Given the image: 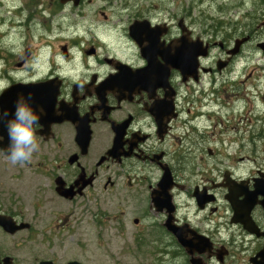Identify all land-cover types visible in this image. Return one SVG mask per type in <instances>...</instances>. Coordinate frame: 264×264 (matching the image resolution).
<instances>
[{
	"label": "flooded vegetation",
	"instance_id": "1",
	"mask_svg": "<svg viewBox=\"0 0 264 264\" xmlns=\"http://www.w3.org/2000/svg\"><path fill=\"white\" fill-rule=\"evenodd\" d=\"M149 7L143 0H12L6 34L1 9L0 109L11 113L17 97L30 94L42 111L40 149L29 164L8 163L0 122V264H22L21 250L39 235L50 242L78 235L68 218H57L65 205L75 216L91 213L97 236L106 235L99 227L109 231L140 264H163L169 254L192 264L179 242L197 238L202 251L193 256L201 264H227L234 247L252 264L263 248L264 236L233 221L228 200L230 188L238 201L243 190L258 191L247 223L264 233V164L250 163L264 131L249 130L245 144L227 134L235 129L228 121L253 110L242 104L257 84L236 73L252 35L233 54L244 33L219 36L193 10ZM197 44L207 48L198 59L189 52ZM170 47L172 63L161 55ZM37 257L32 264H84Z\"/></svg>",
	"mask_w": 264,
	"mask_h": 264
},
{
	"label": "rangeland",
	"instance_id": "2",
	"mask_svg": "<svg viewBox=\"0 0 264 264\" xmlns=\"http://www.w3.org/2000/svg\"><path fill=\"white\" fill-rule=\"evenodd\" d=\"M143 3L150 5L148 9H153V5H159L164 10L169 7L171 10H193L196 21H206L211 24L213 33H218L219 36L224 35L227 31L233 33L232 30H237L240 32L239 34L252 35L251 41L243 46L242 54L236 62V73L243 74L244 77L251 74L250 81L257 84L250 99L242 104L243 107L252 106L253 110L251 112L242 111L244 117L242 122L238 119L228 121L227 124L234 125L235 129L229 127L227 134L230 137L240 139L245 144L250 138L249 130L255 133L260 130L264 131V51L258 47V43L264 41V26H262L264 22V0H143ZM11 5L12 0H3V3H0V11L3 10L5 21L3 28L5 34L11 31ZM10 34L8 36H11ZM216 55H220L217 49L213 50L212 53L213 57ZM236 117H240V115ZM205 132L209 134L211 131L210 129H203L202 134H206ZM216 140L212 139L211 144L215 145ZM256 145L258 147L256 162L250 160L251 165L254 166L264 164V132ZM222 148L220 147V149ZM63 208L65 212L59 214L57 218H68L67 225L70 229L75 230L79 227L78 235L74 238L68 237L67 240L61 237L55 242L41 240V235H39L32 246L21 250L20 262L22 264H32L37 256L39 258L55 256L61 261L78 257L82 258L84 264H127L128 262L140 264V260L121 253L118 248L123 243L111 240L109 231L105 232L104 228L99 227L100 234L105 233L106 235L97 236L91 213L83 209L75 216L69 213V209H73L70 205H65ZM177 245L172 244L171 250H178ZM233 249L234 257L230 258L227 264H250L246 251L241 253L239 247ZM163 264H187V262L169 254L163 257Z\"/></svg>",
	"mask_w": 264,
	"mask_h": 264
},
{
	"label": "clouds",
	"instance_id": "3",
	"mask_svg": "<svg viewBox=\"0 0 264 264\" xmlns=\"http://www.w3.org/2000/svg\"><path fill=\"white\" fill-rule=\"evenodd\" d=\"M41 111H37L32 104L30 94L18 96L11 113L0 109V122L4 124L8 139L3 152L10 165L29 164L32 162L33 154L39 151L37 131ZM4 139L5 136L0 134V141Z\"/></svg>",
	"mask_w": 264,
	"mask_h": 264
},
{
	"label": "water",
	"instance_id": "4",
	"mask_svg": "<svg viewBox=\"0 0 264 264\" xmlns=\"http://www.w3.org/2000/svg\"><path fill=\"white\" fill-rule=\"evenodd\" d=\"M63 1H69V0H63ZM77 1V0H75ZM264 25V22L262 23ZM248 40V37H244L242 39H238L236 41V46L233 50H231L230 52L231 53H237L241 47V45ZM258 46L264 51V42H260L258 44ZM165 49V48H163ZM161 49V55L163 58L171 61V63L173 62L174 60V57L175 55L172 53V48L170 47L167 51ZM163 50V51H162ZM190 54L193 55V50L191 52V50L189 51ZM195 57L198 58L200 55H206L207 54V49L206 48H203L201 47L200 45H196L195 47ZM178 57L176 56V59ZM175 65V64H173ZM62 195L64 196H72L73 194H70V191H63L61 192ZM242 194L245 195V198L242 200V201H238L236 199V193H235V188H230V191H229V194H228V200L229 202L231 203L233 209H234V220L235 222H239V221H243L246 223V227L253 233H257V235H261V236H264V233H260L257 231V229L254 228L253 225H248L247 222L250 221L249 218L250 217V212L251 210L253 209V207L258 203V200H257V196H258V191H253L251 193H248L246 192L245 190H243ZM259 203L263 206L264 208V200H260ZM246 214L248 215L247 218H244L242 219L241 216H244L246 217ZM239 217V219H238ZM253 222V221H252ZM256 226V225H255ZM23 226H20V229L22 228ZM180 245L185 249V251L187 253H189L192 258H191V262L192 264H201L200 261H198V259H196L193 255L196 251H199L201 252V246L203 244V241L202 239L200 238H197L193 241H180L179 242ZM204 251V250H203ZM251 263L252 264H264V246L263 248L254 256L250 259ZM39 264H50V262L48 261H43ZM68 264H81L80 262H77V261H71L69 262Z\"/></svg>",
	"mask_w": 264,
	"mask_h": 264
}]
</instances>
